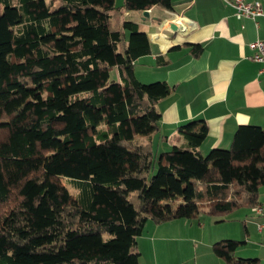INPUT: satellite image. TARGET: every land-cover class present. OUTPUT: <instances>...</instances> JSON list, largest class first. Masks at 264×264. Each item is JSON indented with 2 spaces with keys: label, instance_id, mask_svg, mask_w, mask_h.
Returning a JSON list of instances; mask_svg holds the SVG:
<instances>
[{
  "label": "trees",
  "instance_id": "trees-1",
  "mask_svg": "<svg viewBox=\"0 0 264 264\" xmlns=\"http://www.w3.org/2000/svg\"><path fill=\"white\" fill-rule=\"evenodd\" d=\"M155 7L171 0H0V264H139L147 220L221 222L259 202L263 128L238 126L204 155L203 120L179 125L183 143L157 158L140 139L171 89L135 77L151 47L125 13ZM239 244L212 251L256 264L234 255Z\"/></svg>",
  "mask_w": 264,
  "mask_h": 264
},
{
  "label": "crops",
  "instance_id": "crops-1",
  "mask_svg": "<svg viewBox=\"0 0 264 264\" xmlns=\"http://www.w3.org/2000/svg\"><path fill=\"white\" fill-rule=\"evenodd\" d=\"M171 4L172 10H147V17L125 13L147 34L151 47L150 54L136 60L135 77L143 83L163 81L171 89L155 105L160 113L157 131L140 139L150 140L156 156L183 143L179 125L203 120L208 133L199 150L204 155L212 148H228L238 126L264 129V71L250 59V44L264 40V17L236 18L224 0ZM192 45L200 46L198 53L191 51ZM114 79L119 80L118 75ZM261 202L264 186L259 189ZM201 220H147L137 238L139 264H225L212 251V245L224 239L240 242L236 257L264 264V215L240 209L221 222Z\"/></svg>",
  "mask_w": 264,
  "mask_h": 264
},
{
  "label": "built area",
  "instance_id": "built-area-1",
  "mask_svg": "<svg viewBox=\"0 0 264 264\" xmlns=\"http://www.w3.org/2000/svg\"><path fill=\"white\" fill-rule=\"evenodd\" d=\"M224 1L234 9L236 18L248 17L254 19L259 16L264 17V3L249 2L247 0ZM250 47L253 49V54L250 56V59L261 63L262 68L260 71H264V40L257 39L250 44ZM250 210L256 215H264V202L253 205ZM261 228L262 225L259 224L258 229Z\"/></svg>",
  "mask_w": 264,
  "mask_h": 264
},
{
  "label": "rangeland",
  "instance_id": "rangeland-1",
  "mask_svg": "<svg viewBox=\"0 0 264 264\" xmlns=\"http://www.w3.org/2000/svg\"><path fill=\"white\" fill-rule=\"evenodd\" d=\"M121 3H122V2H120L119 4H117V3H116V4H117V5H121ZM116 74H117L116 69H113V70L110 72V78H111V81H112L114 78L117 77ZM142 83H143V82H142ZM222 149H223V148H222ZM155 157L157 158L158 155H156ZM155 173H156V164L154 165V168L151 170V174H150V175L152 176V175H154ZM63 182H64L65 186L67 187V189L69 190V192L72 193V194H74L75 191H74V189H72V185H71V183L68 182L67 180H63ZM199 218L203 220V219H207V218H210V217H207L206 215H200ZM202 220H201V221H202Z\"/></svg>",
  "mask_w": 264,
  "mask_h": 264
},
{
  "label": "water",
  "instance_id": "water-1",
  "mask_svg": "<svg viewBox=\"0 0 264 264\" xmlns=\"http://www.w3.org/2000/svg\"><path fill=\"white\" fill-rule=\"evenodd\" d=\"M142 14H143V16H145V17H147V16L149 15L148 12H147V10H146V11H143ZM157 20L159 21V19H157ZM170 28H171L172 30H175V29H176V26L173 25V24H171Z\"/></svg>",
  "mask_w": 264,
  "mask_h": 264
}]
</instances>
